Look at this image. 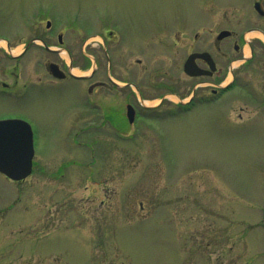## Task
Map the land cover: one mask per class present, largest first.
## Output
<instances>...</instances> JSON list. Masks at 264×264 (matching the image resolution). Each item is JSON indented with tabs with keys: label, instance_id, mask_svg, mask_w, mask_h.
<instances>
[{
	"label": "rangeland",
	"instance_id": "374dc122",
	"mask_svg": "<svg viewBox=\"0 0 264 264\" xmlns=\"http://www.w3.org/2000/svg\"><path fill=\"white\" fill-rule=\"evenodd\" d=\"M253 1L0 0V31L22 35L37 24L52 48H60L61 32L64 47L58 55L35 48L0 65L8 83L16 80L10 71L21 69L15 92L37 83L0 97V116H24L34 131L31 173L12 180L0 172V264H264V55L234 63L235 83L221 95L199 86L195 102H213L188 107L170 94L133 124L105 108L119 105L118 93L88 95L94 78L45 86L43 66L67 65V50L78 74H90L95 32L142 27L139 41L113 45L118 73L131 69L139 79L145 71L144 84L188 94V53L208 51L221 28L245 30L256 18ZM82 50L88 72L79 69ZM154 94L148 105L158 103Z\"/></svg>",
	"mask_w": 264,
	"mask_h": 264
},
{
	"label": "flooded vegetation",
	"instance_id": "af4514ba",
	"mask_svg": "<svg viewBox=\"0 0 264 264\" xmlns=\"http://www.w3.org/2000/svg\"><path fill=\"white\" fill-rule=\"evenodd\" d=\"M255 3H257L256 7H254ZM253 10L256 18L252 21V24H250L242 32L236 33L234 30H229V33L222 36L221 32L228 29L221 28L215 35H213V37L208 39V51L203 49L200 51L193 50L188 53V55L194 52H208L210 54V59H208V61L200 57H196L194 60L196 66L205 72L198 75H189L185 73L188 79H193L191 91L188 94H184L180 89L177 88L176 85L174 87H165L163 83L144 84L145 71L141 72L139 79L133 76L131 69L127 72L126 76H122L118 73L115 66L117 57L120 56V54L117 53V51L114 49L115 46L113 47V45H116L122 40L131 42L132 40L139 41V39H142L145 34H141L140 37L137 35L138 31L142 33V27H139L138 29L134 28L126 34H124L123 30H119L118 28L115 30L108 28L104 31L95 32L93 37H95L97 40V50L94 60L92 59L95 67L90 74L77 75L72 72V69L75 68V58L72 56L71 52L67 50L66 53L71 58L67 65H63L60 62L52 60L43 63L44 69L49 76L45 86L53 85V82L58 81L61 82L65 80H75L80 82L89 81L90 79L94 78V82L92 83L91 81V83H89L86 87L88 95H90L95 88L107 89L118 93L122 98V100L119 102V105H115V102L111 103L112 101H109L105 108H109L113 113L116 109L120 110L124 116V119L127 120L129 124H133L135 121L139 122L140 119H143L145 116V110L161 106L170 94H174L175 97H178V99L175 101L176 104H184L188 107L198 102L204 104L211 103L213 100L210 97H204L202 99L198 98V101L196 100L195 102V95L199 86H211L210 91L213 97L221 95L224 91L231 88L235 83L237 77L236 74L239 72V70L234 68V63L239 62L246 64L251 62L255 58L257 50L259 51V54L264 55V0H254ZM210 16H208L209 23L213 21L212 17ZM114 27L116 26L114 25ZM35 28H38L37 24L31 25L32 30L29 31L30 33L25 32V34L22 33V35L18 34L17 32L6 34L0 31V65L3 63L2 61L5 57L20 60L27 56L35 48L44 50L48 53H55L57 55L60 54L59 49L64 48L62 47L63 38L61 32H58L56 35L58 43L60 44V48L58 49L52 48L50 46L51 36L49 37L48 35H44L43 32L39 33ZM45 30L47 32L51 30V26L47 21L45 22ZM144 32L147 31L145 30ZM248 32H253L255 34L254 41L245 38L246 33ZM12 34L14 35L11 36ZM194 38H197V34L194 35ZM229 39H231V41ZM108 42L112 44L110 45V48H108ZM245 48L248 49V54L244 53ZM16 50L17 52H15ZM79 57H81L82 60L81 64L79 65V69H82L81 71H86L88 68H82V66L85 63V58L90 59V57L87 56V53H85L84 50L80 52ZM102 58L106 60L107 66L105 69L102 67ZM136 62L140 64L141 60L137 58ZM50 63L56 64L57 67L64 73V76H53L49 70ZM183 64L184 61L182 63V69ZM20 70L17 69V71H10V74L14 76L16 80L8 83L4 80V70L0 67V97H5L6 95L20 96L17 95L19 92L14 91V82L17 81V79H21L22 77ZM38 81L40 82L41 80L38 79ZM30 86H37V83L32 81L28 83L25 81L22 86L23 90L19 94L24 95V89L27 90ZM78 90L82 93L80 100L83 104L82 97H84L85 94L84 86L80 84ZM151 94L159 97V101L155 105L147 104V98ZM184 97H188V100H186ZM128 106L133 107L134 114L132 121L128 120ZM104 116L108 119L110 124L114 125L115 128L117 122L114 120L112 115L105 110ZM1 118H22L30 123L26 117L17 114L0 116V119Z\"/></svg>",
	"mask_w": 264,
	"mask_h": 264
},
{
	"label": "water",
	"instance_id": "95a60500",
	"mask_svg": "<svg viewBox=\"0 0 264 264\" xmlns=\"http://www.w3.org/2000/svg\"><path fill=\"white\" fill-rule=\"evenodd\" d=\"M229 31H222V36ZM203 57L208 61L210 55L204 53L191 54L184 63V70L189 75L201 74L194 60ZM49 70L56 77H63L64 73L56 64L50 63ZM129 120L132 114L128 112ZM34 155L33 131L31 125L23 119H0V172L12 180H22L32 171Z\"/></svg>",
	"mask_w": 264,
	"mask_h": 264
},
{
	"label": "bare ground",
	"instance_id": "6f19581e",
	"mask_svg": "<svg viewBox=\"0 0 264 264\" xmlns=\"http://www.w3.org/2000/svg\"><path fill=\"white\" fill-rule=\"evenodd\" d=\"M245 52H246V53L248 52V49H247V48L245 49ZM72 72H73L74 74H78L77 69H74Z\"/></svg>",
	"mask_w": 264,
	"mask_h": 264
}]
</instances>
